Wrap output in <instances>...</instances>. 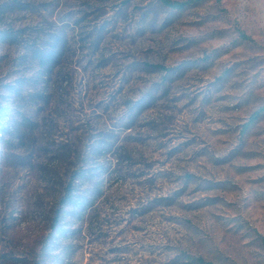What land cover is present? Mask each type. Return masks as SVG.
Listing matches in <instances>:
<instances>
[{
    "label": "rangeland",
    "instance_id": "374dc122",
    "mask_svg": "<svg viewBox=\"0 0 264 264\" xmlns=\"http://www.w3.org/2000/svg\"><path fill=\"white\" fill-rule=\"evenodd\" d=\"M35 262L264 264V0H0V264Z\"/></svg>",
    "mask_w": 264,
    "mask_h": 264
},
{
    "label": "trees",
    "instance_id": "16d2710c",
    "mask_svg": "<svg viewBox=\"0 0 264 264\" xmlns=\"http://www.w3.org/2000/svg\"><path fill=\"white\" fill-rule=\"evenodd\" d=\"M158 1L160 4L167 6L171 9H175V10H181L184 9L185 7H187L188 5H190L191 3H195L196 0H185V1H180V0H156ZM261 113V110H257L256 112H254L250 118H249V122L255 120L259 114ZM78 200H75L71 197L70 195V191L67 190V192L64 194V196L62 197V203L65 204H75V202ZM55 230V229H54ZM34 264H41V262H35Z\"/></svg>",
    "mask_w": 264,
    "mask_h": 264
}]
</instances>
